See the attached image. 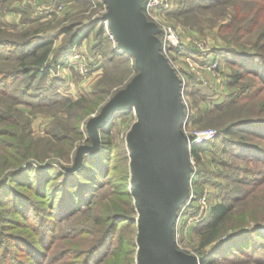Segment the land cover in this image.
I'll return each mask as SVG.
<instances>
[{
	"label": "trees",
	"instance_id": "trees-1",
	"mask_svg": "<svg viewBox=\"0 0 264 264\" xmlns=\"http://www.w3.org/2000/svg\"><path fill=\"white\" fill-rule=\"evenodd\" d=\"M172 8L170 2L163 3L160 14L175 15L182 27L193 29L192 19L209 17L226 41L215 54L223 56L230 71L227 86L231 91L222 105L199 109L187 101L185 110L189 126L214 112L220 114L212 124L214 139L192 149L196 170L190 209L202 196L197 189L203 175L197 170L201 157L217 151L224 159L215 165L226 169L214 174L226 183H218L220 191L210 203L207 218L196 226L198 262L264 263V237L248 227L264 223L263 200L254 202L264 185V0H176ZM81 18L64 22L50 35L35 31L9 38L0 28V214L7 215H0V264H135L130 228L137 224V213L127 146L119 157L121 166H110L114 150L110 136L121 112L99 130L97 151L85 155L74 174L64 175L48 164L42 170L37 166L44 165L41 159L48 154L68 160L73 144L83 137L80 124L96 104L85 97L61 98L55 75L61 62L90 34L99 41L95 49L107 64L128 66L127 59H133L118 54L102 17ZM56 39H60L58 45L53 44ZM102 93L106 92L95 86L91 97L101 100ZM19 105L34 111L64 108L66 120L57 124L58 129L51 128L46 138L33 139L29 116ZM54 180L57 185L52 187ZM108 187L112 193L104 203L102 195ZM87 213L91 230L80 229L78 237L65 230L66 224ZM128 229L130 237L124 233ZM67 240L71 246L61 243ZM213 243L212 249L203 250Z\"/></svg>",
	"mask_w": 264,
	"mask_h": 264
},
{
	"label": "rangeland",
	"instance_id": "rangeland-1",
	"mask_svg": "<svg viewBox=\"0 0 264 264\" xmlns=\"http://www.w3.org/2000/svg\"><path fill=\"white\" fill-rule=\"evenodd\" d=\"M33 2L37 9L32 5ZM102 2L103 0H68L60 4H49V0H2L0 1V28L7 33L9 38L19 37L24 33L32 34L35 31H42V34L50 35L51 33H55L64 22L76 20L80 17H82V20H85V17L91 19L102 17L106 12V7L102 6ZM168 2H170L171 8L176 7V0H168ZM233 2L234 0H231V3ZM59 6L61 9L58 8ZM153 12L155 14H152V16L157 18L158 22H164L171 26L179 38V45L177 47H172L171 50L168 49L166 57L181 80V98L185 101V110L187 111L188 107L187 101H189L191 105L198 104L200 107L199 109H203L207 104L208 107L222 105L225 95L231 91V88L227 86V74L230 71L228 70L229 66L224 63L223 56H220L221 54H215L216 50L226 44V41L218 35L217 27L213 26L215 24L211 23L209 17L204 15L201 19H192L189 22L191 24L196 23L192 29L190 27H182L181 19L173 14L166 17L161 15L158 9L151 13ZM216 23L219 22L216 21ZM107 31L109 32L108 28ZM253 37L254 35H252L249 40H252ZM59 42L60 39H56L53 41V44L58 45ZM97 42L99 41H94L91 34L86 36L74 50L72 56L63 60L55 70V75L59 78L56 85L61 98L75 101L85 97L87 100L96 103L92 106V109L94 108L93 113L87 116L85 115V118L80 124L83 137L77 139L73 144L68 160L59 156H54L53 154H48L47 157L41 159L44 165L37 164L39 169H43V167L48 164L58 169L64 175L74 174L77 169L80 168L82 158L85 155H91L97 151L92 152L95 150L93 140L97 139L98 143H100V129L96 128L95 134L93 135L88 131V121L98 115L104 104L117 92L123 89L135 75L132 67V64L135 66L133 59H127L130 68L127 64H107L104 58L100 57L99 49H95V44H97ZM74 56H78V59H80V56H83L84 60L82 63H84L85 68H89L88 74L79 72L80 66L78 63H73ZM74 65H76V67H74ZM100 80L102 81L98 84ZM19 86L22 87V85ZM95 86H97L99 90L106 92L99 96L101 100L91 97ZM202 98H206L207 101H201ZM18 107L29 116L30 134L33 139L46 138V133L51 130V128L58 129L57 124H64V120H66L64 108L61 110L50 109L34 111L24 105H19ZM216 113L219 112H214L210 118L205 117L197 121L194 125L191 124V126H189L188 124L187 128L191 131L206 129L216 131L212 126L214 117L217 118V116L220 115ZM136 121L137 116L133 109L125 110L120 113V118L116 121L110 136L111 146L114 148V150H111L110 154L111 167L115 165L121 166L119 157H121L123 149H125L127 134ZM223 157L224 156L218 155L217 151L215 153H207L201 157L197 170L203 175L200 180V186H198L197 189L202 196H199L198 200L194 201L196 205L194 208H189V205L192 203V201H190L188 203H182L176 211V219L172 227L174 246L178 251L190 256L195 261L198 260L197 250L199 249V233L197 232L199 228L196 226L207 218L210 203L216 199V195L220 191V187L217 186L218 183H221V185L226 183L221 178L214 177L215 173L226 170L215 165L216 161L224 159ZM242 167L245 166L242 165ZM51 185L52 187L57 185V180H54ZM111 193L112 189L109 187L106 188L102 195L104 203L111 197ZM257 194L258 197L254 202L261 199L264 203V185ZM89 214L90 213L80 215L78 218L70 221L65 225V230L70 231V234L74 235L78 234L80 229L91 230L92 221ZM0 215L4 217L7 216L4 212ZM9 216L13 218L12 215ZM248 227L258 229L261 236L264 237V223L250 225ZM130 229L134 231L135 264H137V224ZM129 231V229L124 230V233H126L128 237L131 236ZM74 242L75 240L72 244ZM61 243H64L65 246H71L70 240L66 242L62 241ZM215 245L216 243L208 245L204 247L203 250L209 251ZM238 264L264 263H257L250 260Z\"/></svg>",
	"mask_w": 264,
	"mask_h": 264
},
{
	"label": "water",
	"instance_id": "water-1",
	"mask_svg": "<svg viewBox=\"0 0 264 264\" xmlns=\"http://www.w3.org/2000/svg\"><path fill=\"white\" fill-rule=\"evenodd\" d=\"M144 0H103L102 16L117 49L131 56L138 72L90 119L87 128L111 123L133 109L137 121L126 137L131 193L137 213V264H199L173 243L176 211L188 196L187 139L181 80L160 52L158 29L141 12ZM95 152L98 140L94 139ZM179 256H182L179 258Z\"/></svg>",
	"mask_w": 264,
	"mask_h": 264
},
{
	"label": "built area",
	"instance_id": "built-area-1",
	"mask_svg": "<svg viewBox=\"0 0 264 264\" xmlns=\"http://www.w3.org/2000/svg\"><path fill=\"white\" fill-rule=\"evenodd\" d=\"M163 3H165V6H167L168 0H144L142 3L141 12L148 22L153 23L157 27L158 29L157 37L160 42V52L166 57L167 51L170 47L171 48L177 47L179 45V40H178L179 38L171 26L167 25L164 22H158L157 18H154L152 16V14H155V13L154 12L151 13V12L154 10L156 11V9H158L160 13V7ZM32 5L36 7L34 2L32 3ZM58 8L61 9L60 6ZM35 9H37V7ZM110 38L114 41L111 34H110ZM117 52L120 55L124 54L119 49H117ZM74 57L75 58L73 60V63H78V65L80 66L79 72L82 74H88L89 68H85L84 63H82V61L84 60L83 56H80V59H78V56H74ZM74 67H76V65H74ZM181 97H182V90H181ZM181 101L183 105L185 106L184 99L181 98ZM184 111H185V107H184ZM187 125H188V118H187L186 111H185L184 120L181 126V132L183 136L186 137L187 139L188 165L190 167V174H189L188 181H187L188 196L186 200L184 201L185 203H188L193 200L191 189H192V184H193V179L195 177L196 169H195V162H194L192 149L196 146L210 142L211 140L214 139L216 135V132L210 129L191 131L187 128Z\"/></svg>",
	"mask_w": 264,
	"mask_h": 264
},
{
	"label": "bare ground",
	"instance_id": "bare-ground-1",
	"mask_svg": "<svg viewBox=\"0 0 264 264\" xmlns=\"http://www.w3.org/2000/svg\"><path fill=\"white\" fill-rule=\"evenodd\" d=\"M131 189H132V188H131ZM131 191H132V190H131ZM180 257H182V256H179V258H180ZM180 259H181V262H183V264H188L186 258H184V259L180 258Z\"/></svg>",
	"mask_w": 264,
	"mask_h": 264
}]
</instances>
